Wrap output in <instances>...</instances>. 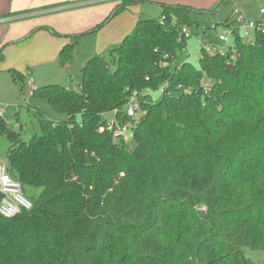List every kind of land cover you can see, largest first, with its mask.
I'll list each match as a JSON object with an SVG mask.
<instances>
[{
	"label": "trees",
	"instance_id": "obj_1",
	"mask_svg": "<svg viewBox=\"0 0 264 264\" xmlns=\"http://www.w3.org/2000/svg\"><path fill=\"white\" fill-rule=\"evenodd\" d=\"M142 2L121 0L92 31ZM226 2L202 10L161 3L108 59L85 63L79 90L35 87L65 118L34 111L40 133L30 141L0 116L10 142L3 160L23 187L42 189L27 195L32 209L0 214V264H257L245 249L264 252V32L247 43L235 28L232 49L201 55L202 70L179 61L193 13L215 14ZM80 35L68 36L62 64ZM164 83L172 94L155 100ZM133 91L146 114L131 145L99 127L115 109L125 118Z\"/></svg>",
	"mask_w": 264,
	"mask_h": 264
},
{
	"label": "crops",
	"instance_id": "obj_2",
	"mask_svg": "<svg viewBox=\"0 0 264 264\" xmlns=\"http://www.w3.org/2000/svg\"><path fill=\"white\" fill-rule=\"evenodd\" d=\"M120 2L121 0H0V77L11 75L12 70L21 71L27 77L30 93L35 87L47 82H59L62 78L66 80L69 72L65 77L62 76L73 63L70 59L62 64L60 52L73 39L69 35L81 34L80 39H85L90 45L89 53L85 56H94L118 44L136 24L139 9L130 7V10L121 12L101 28L92 31ZM143 2L151 3L152 0ZM162 3L191 6L189 2L183 3L180 0ZM232 6L239 8L240 14L246 19L263 22L264 16L260 14V9L264 7V0H232ZM47 28L54 29L60 35L53 34ZM86 58L81 60L80 68L90 57ZM0 102L10 101L0 96Z\"/></svg>",
	"mask_w": 264,
	"mask_h": 264
},
{
	"label": "rangeland",
	"instance_id": "obj_3",
	"mask_svg": "<svg viewBox=\"0 0 264 264\" xmlns=\"http://www.w3.org/2000/svg\"><path fill=\"white\" fill-rule=\"evenodd\" d=\"M165 1L169 3L177 2L178 0H152L151 3L142 2L131 6V8L139 9V18L157 17L161 14V7L159 6V3ZM180 2H189L188 4L193 6V8L202 10L216 7L220 0H180ZM127 10L128 9L124 11ZM239 14V8L232 6V0L223 4L215 14L193 13V17L198 23L189 26L191 36L187 39V45L179 55V61L182 62L183 60L188 59L198 70H202L200 64V52L202 45L199 42V38L210 37L214 43L221 44L217 34L222 29V24L224 22H232V20H236ZM213 25H217L216 30L211 29V26ZM133 28L128 33H130ZM250 36L251 38L255 37L254 30L250 31ZM121 41L122 40H120V42ZM89 48L90 45H88L87 41L85 39L81 40L79 37L70 58L73 65L65 70L64 76H62L65 77V74L69 72L66 76V80H63L65 78H62L59 82L54 83H60L70 89L79 90L80 83L82 81V72L80 68L81 60L84 57H93L85 56L88 55ZM100 55H104L108 59L109 49L102 51ZM90 58H88V60ZM10 74L11 75H3L0 77V96L2 99H9L10 101L0 102V106H3L6 111L1 117L12 129L21 133V137L24 141L28 142L34 135L40 133L38 118L35 116L34 111L40 110L51 120L55 121L65 118L64 114H60L52 108L47 99L30 93V86L26 75H24L23 80H20L15 79L12 73ZM48 83L49 82L46 84ZM46 84H42L40 86ZM152 95L155 100H159L162 96V92L160 89H157L152 92ZM109 117H111V114L106 115V118ZM127 137L130 144L133 145L134 143L131 131L127 133ZM9 146L10 142L8 137L5 134H0V159H4ZM23 189L24 193L30 197H37L42 191L41 188L29 186H24ZM245 255L251 260V262L264 264V252L262 250L246 248Z\"/></svg>",
	"mask_w": 264,
	"mask_h": 264
},
{
	"label": "built area",
	"instance_id": "obj_4",
	"mask_svg": "<svg viewBox=\"0 0 264 264\" xmlns=\"http://www.w3.org/2000/svg\"><path fill=\"white\" fill-rule=\"evenodd\" d=\"M260 14L264 16V7L260 9ZM222 26V29L217 34L221 44L214 43L210 37L199 38V42L202 45L200 56L204 53L224 55L230 51L232 49V38H234L235 28L240 29L247 43L254 42V38L250 36L251 30H262L264 32V23L262 21L246 19L243 14L238 15L233 26L227 24H222ZM211 29L216 30L217 25L211 26ZM182 32L183 37H180V41L183 38H189L191 36L190 28L187 26L182 28ZM204 78L206 80V87L212 84V79L205 72ZM159 89L162 95L172 94L168 90L167 83H164ZM123 110L125 118L122 117L121 111L117 109L108 113L111 114V117L106 118L105 124L99 127V131L103 132L108 130L113 132L116 140L120 138L128 140L127 133L137 123L136 121L146 114L138 91H133L128 95ZM4 113L5 108L0 107V116ZM0 195V214L6 218H12L20 214L23 210H30L33 207V201L24 193L22 183L11 173L8 164L3 159H0Z\"/></svg>",
	"mask_w": 264,
	"mask_h": 264
},
{
	"label": "water",
	"instance_id": "obj_5",
	"mask_svg": "<svg viewBox=\"0 0 264 264\" xmlns=\"http://www.w3.org/2000/svg\"><path fill=\"white\" fill-rule=\"evenodd\" d=\"M104 67H105L106 70H109V65H108L107 62L104 63Z\"/></svg>",
	"mask_w": 264,
	"mask_h": 264
}]
</instances>
